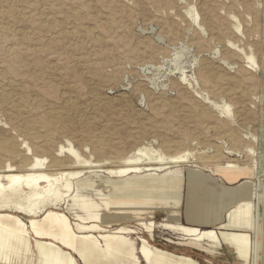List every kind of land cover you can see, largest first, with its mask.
<instances>
[{
	"label": "rangeland",
	"instance_id": "obj_1",
	"mask_svg": "<svg viewBox=\"0 0 264 264\" xmlns=\"http://www.w3.org/2000/svg\"><path fill=\"white\" fill-rule=\"evenodd\" d=\"M56 1L0 0V172L7 163L19 172L26 158L64 159L60 146L69 144L93 164L51 205L70 218L78 235L85 234L82 224L104 229L94 236L120 228L134 233L118 235L120 256L101 239L96 245L78 238L90 264H146L138 253L137 261L130 256L142 238L199 264H245L228 246L195 241L181 226L221 230L243 187L264 184V0ZM141 147L152 160L162 157L163 163L153 164L162 168L118 177L123 160ZM185 156V162L171 163ZM228 164L244 173L228 181L218 171ZM257 171L262 174L249 175ZM161 181L181 182L177 201L162 191H154L156 197L115 191L121 183ZM26 197L17 202L26 205ZM28 239L29 253L0 256L7 264H39L36 241Z\"/></svg>",
	"mask_w": 264,
	"mask_h": 264
},
{
	"label": "bare ground",
	"instance_id": "obj_2",
	"mask_svg": "<svg viewBox=\"0 0 264 264\" xmlns=\"http://www.w3.org/2000/svg\"><path fill=\"white\" fill-rule=\"evenodd\" d=\"M103 1L104 0H102V2ZM109 1L111 2L112 0H109ZM58 2H60V1H58ZM110 2H109V5H111ZM153 2H154V0L152 2H150V4L151 3L154 4ZM162 2H164V1H162ZM106 3H108V2H106ZM117 3H118V1H117ZM156 3H157V1H156ZM164 3L166 4V2H164ZM75 4L76 3H74L73 6ZM94 4H97V3H94ZM77 5L78 4H76V8H77ZM104 5L102 4L103 7H104ZM136 5H137V2H136ZM156 5H159V4H156ZM205 6H207V5H205ZM56 7H57V5H56ZM56 7H55V9H56ZM71 8L74 9V7H71ZM79 8H80V6H79ZM83 8L84 7H82V9ZM143 8H145V6ZM89 9L90 8H88V10ZM146 9L147 8H145L144 10H146ZM205 9H206V7H205ZM74 10H76V9H74ZM77 10L79 11V9H77ZM88 10H87V12H88ZM89 11H91V9ZM149 11H150V9H149ZM157 11H158V9H157ZM208 11H209V9H208ZM87 12H86V14H87ZM205 12H207V11H205ZM117 14H118V12H117ZM206 14H208V13H206ZM65 15H67V14H64V16ZM74 15L77 16V14H74ZM118 15H117V17H118ZM208 15H211V13L208 14ZM57 16H55V18ZM109 16H110V14H109ZM65 17H67V16H65ZM212 17H213V15H212ZM74 18H77V17L74 16ZM67 19H66V21H68L70 18L68 20ZM90 19H91V17H90ZM92 21H93V19H92ZM159 21H161V20H159ZM75 22H77V20ZM79 22H78V24H79ZM161 22H163V20ZM204 22H206V21H204ZM64 23H65V21H64ZM93 23L94 22H92V24ZM116 24H118V22ZM0 25H2V24H0ZM66 25L69 26V24H67V23H66ZM108 25H110V24H108ZM113 25H114V23H113ZM160 25H162V24L160 23ZM165 25H166V22H165ZM78 26L76 25V27H78ZM60 27H61V25H60ZM81 27H82V25H81ZM112 27L113 26H111V28ZM163 27H165V26H163ZM163 27H162V29H163ZM65 29L67 30L68 28H65ZM96 29H98V27ZM116 29H118L117 31L122 30V29H119V28H116ZM165 29H163V30H165ZM176 29L178 30V28H176ZM237 29H239V26L237 27ZM113 30H115V29H113ZM86 31L88 32V29H86ZM97 31H100V30L98 29ZM168 32H170V31H168ZM225 32H226V30H225ZM103 33H105V31ZM92 34H93V32H92ZM219 34H221V33H219ZM58 35H59V33H58ZM88 35H90V34L88 33ZM100 35H101V33H100ZM103 35H105V34H103ZM56 38L58 39V37H56ZM55 42H57V41H55ZM102 42H104V41H102ZM195 42H197V41H195ZM198 42H200V41L198 40ZM93 48H91V49H93ZM145 48H147V47H145ZM93 52L95 54V51H93ZM57 60H59V59L57 58ZM142 61H144V59ZM142 61H140V62H142ZM58 63H59V61H58ZM12 68H14V67H10V69H12ZM202 70H205V68L202 69ZM208 71L209 72H207V73L210 74L211 71L210 70H208ZM14 73H16V72H14ZM244 77L248 78L245 75L243 76V78ZM254 83H256V82H254ZM5 100H8V99H5ZM9 100H10V97H9ZM110 102H111V100H110ZM4 104H5V102H4ZM193 107H194V105H193ZM51 117L53 118V115ZM59 119L60 118H58V120ZM45 120H47V119H45ZM51 123H49V126H50ZM81 124H82V122H81ZM27 125L30 126L29 124H27ZM91 125H93V124H91ZM30 128L31 127H29L28 130H30ZM230 134L228 132V135H230ZM230 137H233V135L230 136ZM239 139H240V137H239ZM118 142H119V140H118ZM22 145H24V144H22ZM69 145L70 146L68 148H66L64 146L63 147L60 146V148H61L60 152L65 154V158L64 159L52 158L50 161H47V159H39L38 157H36L32 162H28V159L26 158V159H23L21 161V163H20V171L19 172L17 171V169L15 167L16 165L14 166L11 163H7L5 168H4V171L0 172V255H2L1 253H5V252L6 253L15 252V253H18V254H19V252H21V253L22 252L29 253V251L31 250V245H30V242H29L28 238H30L31 236H33L35 241H36V248H37V250L39 252V264H77V261H76L75 257L73 256L72 252L79 254L80 257H81L82 262H84L85 264H90L88 262V257L86 256L85 252L78 250V245H77L78 244V242H77L78 238L86 240V241H89V242H92V243H94L96 245H100V240L99 239H101V241L104 242V246L106 247L105 249H107V251L110 252V254H114V255H117V256L122 255L120 248L117 247V245H116V242L119 239L118 235L119 234H123V235H125V234H133L134 233L133 230L120 228L114 234H101L100 236H97V235L94 236V234H93L94 232H97V231L101 232V231H104V229L102 227H100L99 225H96V224H82V225H79V228L85 234H83L81 236V235H78L75 232V230L73 228V224H72L70 218L65 213H63L60 210H58L59 209L58 207H56L57 206L56 203L60 199H62L61 197H63V193L69 192L70 189L72 188V181L75 180V179L81 178V176L83 175V173H84V171L86 169L94 168L93 164L88 159H86L77 150H75L74 147L71 144H69ZM6 146H5V148H6ZM32 148H35V147H32ZM40 150H42V152H44V150L47 151V150H49V148L46 147L45 149H40ZM50 150H51V148H50ZM102 151H100L98 149H94V152L97 153V154H102L103 153ZM148 151H149V149L146 148V147H141V148L135 149L131 153V155L129 157H127V158H125L123 160L125 168L119 169L118 171L115 172V174H117L118 177H126V176H129V175H141V174H144V173H147V172H151V171H154V170H160L162 167H157L156 168V167H154L153 164L163 163V161H164L163 158L161 157L160 161H158V162L155 161V160H152L151 158H149V155H148L149 152ZM185 161H186V156L185 157L173 158L171 163L177 164V163L185 162ZM218 169H219L218 171L221 170V172H223L225 174V175L224 174L223 175L226 176L228 181H232V180L236 179L237 177L241 176L244 173V172H242V170H239L238 167L236 168V166H234L232 164H228V165L223 166V167H218ZM110 172L114 173L113 170H110ZM253 172H256V171L253 170ZM253 174L256 177H258V176H260V174H262V171L258 172V173H250L249 172V175H253ZM60 184L64 185V186L58 188V186ZM55 186H57V187H55ZM191 187L193 188L194 186L192 185ZM181 188H182V185H181V182H179V181H174V182L161 181V182H158V183L157 182H152L150 184H145V185L144 184L139 185V184L121 183V184H119L116 187L115 191L116 192H123L124 195H122V196H126V197H131V196L148 197L149 195L153 197L154 196L153 195L154 191H162L161 193H167V195L168 194L170 195L172 200H176L177 201L178 198H180ZM123 190H126V191H123ZM23 194L27 195V197H26L27 198L26 205L19 204V202H17V201L20 200L19 198ZM154 197H156V196H154ZM157 197H162L163 198L162 195H159ZM232 197H233V195H232ZM250 200L254 201V205L251 208L249 207V205H250L249 201ZM53 202H56V203L54 205H51V203H53ZM234 204H236V210L231 211L229 213V215H228L229 222H228V224H222L221 225V230H213V229L202 230L199 227H187V226H181V230L184 232L185 235L191 237L195 241H199V242L210 241V242H213V243H216V244H220V245L223 244L225 246H228L230 249H232V251L235 254L236 258L238 260L244 262L245 264H264V184H262L261 182L253 184V188L250 187V186L249 187L244 186L243 190H242V195H239V197L237 196V199H236ZM204 217H205L204 218L205 221L208 222L210 217H211V215L208 213L207 215H204ZM222 219H223V215L222 214H217L216 215V220L217 221L220 222ZM196 221L197 220H195L193 222H196ZM197 224H199V225L200 224H204V221H199L198 220ZM150 225L153 226V223L150 224ZM140 241L142 242V246H140V248L137 249V250L133 246L131 254H130V256L133 259H135L136 261H137V258H138L137 257V253H138L140 255V257H142V259L145 261L146 264H199L198 262H196L194 259H192L190 257L178 256V255H175L173 253H170V252H167V251L152 247L143 238ZM0 263L1 264H7V263H9V261H8L7 258L4 259V257L0 256Z\"/></svg>",
	"mask_w": 264,
	"mask_h": 264
}]
</instances>
